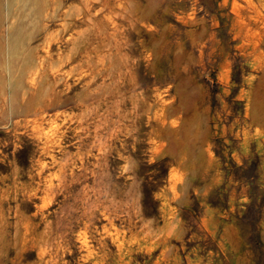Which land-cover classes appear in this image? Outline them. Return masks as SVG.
Listing matches in <instances>:
<instances>
[{"label": "rangeland", "instance_id": "374dc122", "mask_svg": "<svg viewBox=\"0 0 264 264\" xmlns=\"http://www.w3.org/2000/svg\"><path fill=\"white\" fill-rule=\"evenodd\" d=\"M0 86V264H264V0H0Z\"/></svg>", "mask_w": 264, "mask_h": 264}, {"label": "trees", "instance_id": "16d2710c", "mask_svg": "<svg viewBox=\"0 0 264 264\" xmlns=\"http://www.w3.org/2000/svg\"><path fill=\"white\" fill-rule=\"evenodd\" d=\"M146 198L151 200L152 196L150 194H146Z\"/></svg>", "mask_w": 264, "mask_h": 264}, {"label": "bare ground", "instance_id": "6f19581e", "mask_svg": "<svg viewBox=\"0 0 264 264\" xmlns=\"http://www.w3.org/2000/svg\"><path fill=\"white\" fill-rule=\"evenodd\" d=\"M27 3V2H26ZM31 4H33L32 2H31ZM24 7V6H23ZM18 40V39H17ZM19 42V41H18ZM2 84V83H1ZM3 88V86H0V89H2ZM2 91V90H1Z\"/></svg>", "mask_w": 264, "mask_h": 264}]
</instances>
